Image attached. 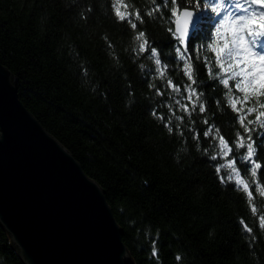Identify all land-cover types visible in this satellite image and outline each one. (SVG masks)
Wrapping results in <instances>:
<instances>
[{
  "label": "trees",
  "instance_id": "obj_1",
  "mask_svg": "<svg viewBox=\"0 0 264 264\" xmlns=\"http://www.w3.org/2000/svg\"><path fill=\"white\" fill-rule=\"evenodd\" d=\"M113 4L0 0V62L13 73L21 102L100 184L123 229L131 264H264V229L258 227L264 197L253 186L254 199L249 201L234 184L221 183L214 165L222 161L208 158L215 141L203 136L213 123L230 144L237 130L243 132L238 114L226 105L227 89L209 77L203 62L204 56L211 61L214 54L202 48L197 60L193 53L192 40L197 46L209 42L215 14L201 6L206 15L188 46L207 111L200 113L197 107L191 117L194 125L185 115L180 136L152 115L155 106L167 119L171 113L162 105L174 102L169 91L161 88L165 95L159 96L149 87L147 77L156 67L149 53L133 51L134 36L144 31L150 44L163 50L162 61L172 52L177 42L167 31L174 27L168 22L170 13L165 9L164 18L159 13L149 17L145 11L153 7L150 0H123L122 11L123 5L128 12L139 9L143 18L133 30L127 20L116 17ZM180 66L170 57L167 75L183 93L189 81ZM217 71L213 65V74ZM152 82L157 87L163 83ZM182 114L177 110L176 115ZM172 123H177L174 117ZM193 128L200 132L199 147L190 134ZM257 178L264 184V168ZM0 264H24L1 223Z\"/></svg>",
  "mask_w": 264,
  "mask_h": 264
},
{
  "label": "snow or ice",
  "instance_id": "obj_2",
  "mask_svg": "<svg viewBox=\"0 0 264 264\" xmlns=\"http://www.w3.org/2000/svg\"><path fill=\"white\" fill-rule=\"evenodd\" d=\"M122 2L123 0H114L115 15L120 21L127 20L135 30L136 21L143 24L140 10L128 12V6L123 5L125 10L122 11L119 6ZM150 2L153 7L146 10L145 14L151 17L154 13H159L160 18H164L166 9L170 13L168 22L174 25V27L169 26L167 31L177 42L173 45L170 54H164L162 61L160 57L163 50L152 46L144 31H139L134 36L137 47L133 51L137 54L148 52V59H151L156 66L153 70L154 75L147 77L149 87L155 88L156 95L159 96L165 95V91H161V88L169 91L174 102V105L173 103L162 105L168 107L171 113L167 119L162 113H157L155 106L152 115L164 122V127L169 133L175 130L180 136H184L181 125L185 115L190 124L194 125L196 122L191 120V117L197 107L200 113L207 111L206 100L201 98L204 93L197 90L200 87L196 78L198 73L193 67L192 53H189L188 45L191 37L198 35L201 20L206 15L200 11L201 6L203 9H210L211 13L215 14L214 33L209 34V42L200 46L192 40L193 53H196L197 60H200L199 53L202 48L214 54L213 60L210 61L204 56L203 62L209 77L227 89L224 93L226 105L238 114L236 122L243 132L237 130L234 137H231L230 144L215 123L211 124L203 131L205 138L212 137L215 141L214 154L208 158L210 161H222L214 165L221 183L234 184L237 190L246 194L249 201L254 199L253 186L256 194L264 197V184H261L257 178L259 170L264 168L262 163L264 161V0H161L159 4L156 0ZM170 57L181 65L180 71L189 81L183 84V93H181V85L174 83L167 75ZM213 65L218 69L215 74H213ZM140 67L144 66L140 65ZM154 79L163 81L160 87L152 82ZM215 103L219 105L220 100L217 99ZM177 110L183 114L176 115ZM249 116L254 118L248 119ZM173 117L177 121L175 126L172 123ZM203 123L208 125V119L205 118ZM190 134L198 142L197 147H199L200 132L193 128ZM253 134L256 136L255 139ZM207 153L208 149L205 148V154ZM251 211L255 213L256 207L253 206ZM243 227L247 233H252V228L247 224ZM258 227L264 229V215H259ZM152 255H157L155 240H153ZM180 259L181 257L177 256V260Z\"/></svg>",
  "mask_w": 264,
  "mask_h": 264
},
{
  "label": "water",
  "instance_id": "obj_3",
  "mask_svg": "<svg viewBox=\"0 0 264 264\" xmlns=\"http://www.w3.org/2000/svg\"><path fill=\"white\" fill-rule=\"evenodd\" d=\"M0 223L24 264H131L104 190L23 105L1 62Z\"/></svg>",
  "mask_w": 264,
  "mask_h": 264
}]
</instances>
